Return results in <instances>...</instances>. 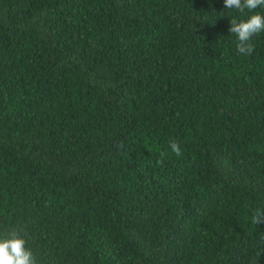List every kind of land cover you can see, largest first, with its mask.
<instances>
[{"label":"trees","instance_id":"trees-1","mask_svg":"<svg viewBox=\"0 0 264 264\" xmlns=\"http://www.w3.org/2000/svg\"><path fill=\"white\" fill-rule=\"evenodd\" d=\"M250 14L0 0V233L37 264H264V32L250 55L229 32Z\"/></svg>","mask_w":264,"mask_h":264},{"label":"clouds","instance_id":"clouds-1","mask_svg":"<svg viewBox=\"0 0 264 264\" xmlns=\"http://www.w3.org/2000/svg\"><path fill=\"white\" fill-rule=\"evenodd\" d=\"M225 9H236L239 12L248 10L251 14L246 19L230 20L229 32L237 37L236 50L239 54L250 55L254 45L252 37L264 32V14L255 9L264 7V0H223ZM172 152L181 155V149L176 141H171ZM252 220L255 224L264 221V209L256 211ZM26 239L16 228L7 229L0 233V264H37L34 254L26 247Z\"/></svg>","mask_w":264,"mask_h":264}]
</instances>
